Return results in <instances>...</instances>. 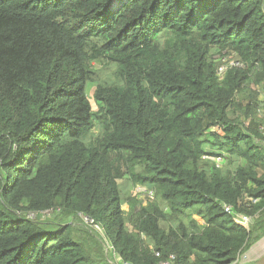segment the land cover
I'll list each match as a JSON object with an SVG mask.
<instances>
[{
    "label": "trees",
    "instance_id": "trees-1",
    "mask_svg": "<svg viewBox=\"0 0 264 264\" xmlns=\"http://www.w3.org/2000/svg\"><path fill=\"white\" fill-rule=\"evenodd\" d=\"M263 238L264 0H0V264H237Z\"/></svg>",
    "mask_w": 264,
    "mask_h": 264
},
{
    "label": "built area",
    "instance_id": "built-area-1",
    "mask_svg": "<svg viewBox=\"0 0 264 264\" xmlns=\"http://www.w3.org/2000/svg\"><path fill=\"white\" fill-rule=\"evenodd\" d=\"M241 64L232 56L224 57L221 59V62L219 63L218 66V76L221 78L225 71L229 68L233 67H240ZM207 158V157H206ZM216 163L220 164L221 160L220 158L215 159ZM135 191L138 196L144 197V199H153L154 198V193L152 191H147L145 188L137 186L135 188ZM226 212H230L231 208L229 206L224 207ZM44 214V213H43ZM47 214V213H46ZM27 217L33 218L35 217V214H28ZM84 222L88 225H92L90 222V219L88 218H83ZM235 222L239 223L241 226L247 228L249 224H252V218L247 217L245 215H237L235 216ZM111 248L109 246H104V251L107 253ZM156 258H160L159 253H155ZM127 264V263H124ZM156 264H174V256L170 255L167 259L165 260H159Z\"/></svg>",
    "mask_w": 264,
    "mask_h": 264
},
{
    "label": "rangeland",
    "instance_id": "rangeland-1",
    "mask_svg": "<svg viewBox=\"0 0 264 264\" xmlns=\"http://www.w3.org/2000/svg\"><path fill=\"white\" fill-rule=\"evenodd\" d=\"M93 91L94 89H91L90 92H89V100H90V103L92 104V106L94 107V102H93V99H92V94H93ZM260 99H263V97L261 96ZM134 195H136V198L137 200L141 201V202H144V197H141V196H138L135 189H134V192H133ZM154 199V198H153ZM124 208L126 209V207L124 206ZM49 214H44V217H48ZM164 226V224H163ZM264 239H262L259 243L257 242L256 244H254L246 253H244L243 255L240 256L237 264H264V250L261 251L262 254H259V256L261 258L257 259V260H247V253L249 251H251L253 248H255L257 245H260V243L263 241ZM248 262V263H246Z\"/></svg>",
    "mask_w": 264,
    "mask_h": 264
},
{
    "label": "bare ground",
    "instance_id": "bare-ground-1",
    "mask_svg": "<svg viewBox=\"0 0 264 264\" xmlns=\"http://www.w3.org/2000/svg\"><path fill=\"white\" fill-rule=\"evenodd\" d=\"M262 250H264V240L260 243V245H257L255 248H253L251 251L247 253V256H246L247 260H257L261 258L262 256L260 257L259 254H262L261 253Z\"/></svg>",
    "mask_w": 264,
    "mask_h": 264
},
{
    "label": "crops",
    "instance_id": "crops-1",
    "mask_svg": "<svg viewBox=\"0 0 264 264\" xmlns=\"http://www.w3.org/2000/svg\"><path fill=\"white\" fill-rule=\"evenodd\" d=\"M263 239H264V238H263ZM261 240H262V239H261ZM261 240H260V241H261ZM260 241H259V242H260ZM259 242H258V243H259Z\"/></svg>",
    "mask_w": 264,
    "mask_h": 264
},
{
    "label": "water",
    "instance_id": "water-1",
    "mask_svg": "<svg viewBox=\"0 0 264 264\" xmlns=\"http://www.w3.org/2000/svg\"><path fill=\"white\" fill-rule=\"evenodd\" d=\"M92 223V221H90Z\"/></svg>",
    "mask_w": 264,
    "mask_h": 264
}]
</instances>
